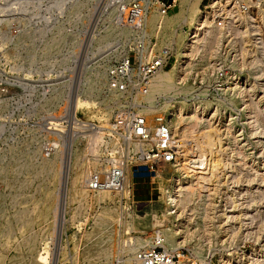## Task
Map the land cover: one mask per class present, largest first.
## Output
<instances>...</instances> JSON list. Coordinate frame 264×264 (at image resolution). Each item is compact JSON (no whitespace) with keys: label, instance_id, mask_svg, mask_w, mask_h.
<instances>
[{"label":"rangeland","instance_id":"obj_1","mask_svg":"<svg viewBox=\"0 0 264 264\" xmlns=\"http://www.w3.org/2000/svg\"><path fill=\"white\" fill-rule=\"evenodd\" d=\"M39 1L0 5V264H51L54 256L56 264H131L154 235L183 255L180 264H264V5L239 15L230 0L198 8L174 1L165 22L151 8L149 23L160 31L148 29L172 48L154 78L195 42L170 88L150 87L146 97L167 120L180 111L170 126L182 148L173 162L130 180V197L121 199L86 189L99 148L94 139L73 138L67 97L58 93L68 73L61 93H79L82 76L89 88L70 101L71 118L104 128L108 101L99 87L128 40L117 35L110 0ZM198 9L206 22L189 39ZM20 84L33 88L35 110ZM53 114L67 148L45 160L37 147ZM199 154L206 160L200 167H183L187 155Z\"/></svg>","mask_w":264,"mask_h":264},{"label":"built area","instance_id":"obj_2","mask_svg":"<svg viewBox=\"0 0 264 264\" xmlns=\"http://www.w3.org/2000/svg\"><path fill=\"white\" fill-rule=\"evenodd\" d=\"M174 1L114 0L111 4L116 8L118 16L122 15L120 23L130 32L126 54L111 61L105 68L104 94L108 101L106 113H109L105 133H97L94 130L95 124H86L83 128L89 133L92 132L91 139H94L99 148L95 154L97 166L89 170L85 177V185L90 192L108 190L121 196V199L129 198L130 180L150 176L154 164L171 163L177 158L180 147L175 142L166 114L154 109V104L146 98L154 76L167 65L172 48L170 44L160 45L154 31L148 29L145 16L151 8H156L157 12L161 11L162 15H166ZM204 1L208 4L210 0H202ZM145 2L148 3L147 8ZM228 2L238 10L239 15L250 14L264 5V0ZM29 3L41 4L39 0H0L2 6L20 7ZM125 3L124 10H120ZM220 23L218 21V25H221ZM24 87V93L31 100L33 88L27 85ZM30 107L35 110L37 103L31 100ZM47 122L45 129L50 127ZM70 123V133L79 134L74 129L73 121ZM60 138L61 134L56 136L48 133L47 137L41 140L37 149L42 158L53 155L57 148L53 142H60ZM163 245V241L154 235L149 246L134 252L133 264H180L183 255Z\"/></svg>","mask_w":264,"mask_h":264},{"label":"bare ground","instance_id":"obj_3","mask_svg":"<svg viewBox=\"0 0 264 264\" xmlns=\"http://www.w3.org/2000/svg\"><path fill=\"white\" fill-rule=\"evenodd\" d=\"M106 1V0H105ZM111 2H110V5H109V8H110V6H111V4L114 2V0H110ZM175 1H179V3L180 4H185V3H187L190 7H193V6H195V8H198V6L200 5V3H201V1L202 0H175ZM212 1H214V0H212ZM53 3H54V1H53ZM104 3V2H103ZM105 4H107V2L105 3ZM212 4H213V2H212ZM151 5V4H150ZM24 5H22L21 7H23ZM108 6V5H107ZM125 6H126V3L125 4H123V6L122 7H120V10H124V8H125ZM145 6H146V8L148 7V3L147 2H145ZM263 6V5H262ZM261 7V6H260ZM110 11H113V22H114V26H115V28H116V30L118 31L117 32V35H119V36H122V40L124 41V39L125 38H127L128 36H129V29L128 28H126L124 25H122L120 22H116V20L118 19V13H117V11H116V8H114V7H111V9H110ZM198 11V15H196L195 17H194V28H193V30H192V32H191V34L189 35V39H195L196 38V35H194V34H197V32H200L201 31V28H200V26L204 23V22H206V17H207V15H208V13H206V12H203V11H201V10H197ZM151 10L148 12L147 11V13H146V16H145V23H146V25L147 26H150L151 27V29L152 30H154V31H157L158 30V32L160 31V29H158V28H156V24H157V21L155 22V24H150L149 23V19H150V17H148V14H151ZM155 12V11H154ZM155 14L158 16H161V18H160V21L161 22H165V21H167V19L169 18V16H166V15H162L161 14V11H158L157 12V10H156V12H155ZM174 16H172L171 18H173ZM123 32V33H122ZM192 37V38H191ZM195 44V42H191V40L189 41V45H187V49H185V55H183V59H181V60H177V62L175 63V67H173V69L172 70H170V71H168V72H165V74H161V75H157L156 76V78H154V80L152 81V84H151V87H152V89L153 90H158V91H160V90H162V89H165V88H168L170 85H171V82H172V80H174L175 79V77H176V74H177V72L179 73L180 72V70H182L183 69V65L186 63V61H184V59H186L187 58V52L189 51V49L190 50H193L194 49V45ZM126 52H127V50H124V52H123V54L122 55H124V54H126ZM70 67V66H69ZM71 69V68H70ZM69 69V70H70ZM174 70H175V72H176V74H174L173 72H174ZM161 71H163V70H161ZM161 71H159V72H161ZM69 72H71V70L69 71ZM158 72V73H159ZM157 73V74H158ZM104 76H105V72H104ZM105 78V77H104ZM70 79H71V76H70V73H68L67 75H65V77H64V79H62L61 80V88H60V92L58 93L61 97H67V106H66V108H65V110H66V114H67V116L66 117H68L69 118V120L70 121H73V123H74V129L75 130H77V132L79 133L78 135H76V136H74L73 138H85L86 140H88V141H90V139H91V133H89V132H87V130L86 129H83L85 126H86V124H95L96 126H94L95 127V131L97 132V133H99L100 135H102V134H104L105 133V127L104 128H102V127H100V125H101V121H93V122H90V123H82V121L80 120H78V119H75V117H74V119H72L71 118V114H70V109H69V105H70V101L73 99V97H77V96H81L82 95V92H83V88H89V86L88 85H86V83L84 84V81H85V79L84 78H82V76H81V79H80V83H79V89H80V92L79 93H74L73 94V90L70 92V95L68 94L69 92H68V89H69V86H70ZM89 83V82H88ZM104 85H105V80L103 81V85L101 86V87H99V88H103L104 87ZM68 88L67 89V91L65 92V93H61L62 91H63V89L64 88H66V87ZM21 87L23 88L24 86H23V84H21ZM170 88V87H169ZM241 93H239V95H240ZM68 96H69V99H68ZM79 96V97H80ZM147 97V96H146ZM50 98V97H49ZM4 100H2V99H0V102H3ZM196 110V108H193V109H191V111H190V114H192L194 111ZM178 113H180V111L178 112V110L177 111H175V112H173V116L172 115H170L169 116V124L170 125H172L173 124V122H174V117H178ZM191 116V115H190ZM99 118V117H98ZM170 118H172V119H170ZM100 119V118H99ZM60 120V118L59 117H57L56 115H54V117H51V118H48V121L49 122H47V125H50V127H46V129H51V130H53V131H51V134H54V135H56V136H58L61 132H64L66 129L63 127V124H62V121H59ZM101 120V119H100ZM250 121V120H249ZM97 122V123H96ZM104 124H106V122L104 123ZM250 124V123H249ZM248 125V124H247ZM106 126V125H105ZM174 137H175V135H174ZM72 137H69V139H73ZM206 138V137H205ZM210 138V137H209ZM66 142V141H65ZM176 143H177V140L175 141ZM53 144H54V146H56L57 148H56V150L54 151V153H53V156L56 154V153H58V152H62L61 153V155H62V157L64 156V148L66 147L67 148V145H65L66 143H62V141H60V142H57V141H54L53 142ZM178 147H180L179 145H178ZM180 148H182V147H180ZM191 152V151H190ZM52 156V157H53ZM51 159V158H50ZM50 159H48V160H50ZM46 160V159H45ZM206 160L204 159V155H198V156H190V155H187L186 157H185V159H184V162H183V167H190L191 165H195V166H197V167H200L204 162H205ZM66 163V162H65ZM39 164V163H38ZM21 166H22V164H21ZM68 167V166H67ZM32 168V165L30 166V169ZM64 172H65V170H64ZM35 173V172H34ZM66 177V176H65ZM66 180V179H65ZM86 186V185H85ZM66 189V188H65ZM87 189V188H86ZM62 193H61V205H60V212H59V214L60 213H62L63 212V209H64V202H65V197H66V190H63L62 189ZM127 191V190H126ZM180 190H178V189H174L173 190V193L170 195V200H171V202L172 203H175L176 204V199H174V197L175 198H177V194H178V192H179ZM102 192H109L110 193V191H108V190H102V191H98V192H95L94 194H96V193H102ZM125 195H126V193H125ZM61 217L63 216L62 214L60 215ZM62 219V218H61ZM61 219H59V220H61ZM111 219L112 220H115V221H119V217L117 218V215H115V216H111ZM164 242V241H163ZM49 243H45L44 244V247H43V249H42V251H43V253L39 256V258H38V261L39 262H46V256H47V252H49V250H48V245ZM56 244V243H55ZM57 245V244H56ZM167 244H164L163 246H166ZM169 249V248H168ZM175 252H177V251H175ZM77 256H78V253H75V259H77ZM47 258H48V256H47ZM54 259H53V263H51V264H56V257L54 256L53 257ZM131 260H132V264L133 263H135V260H134V257H132L131 258ZM44 262V263H45ZM71 262V261H70ZM49 262H47V264H48ZM43 264V263H42Z\"/></svg>","mask_w":264,"mask_h":264}]
</instances>
